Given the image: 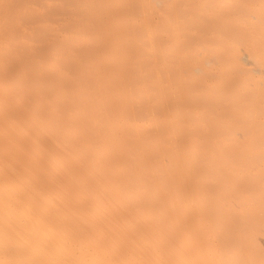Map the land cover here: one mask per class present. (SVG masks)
<instances>
[{"label":"bare ground","instance_id":"bare-ground-1","mask_svg":"<svg viewBox=\"0 0 264 264\" xmlns=\"http://www.w3.org/2000/svg\"><path fill=\"white\" fill-rule=\"evenodd\" d=\"M0 264H264V0H0Z\"/></svg>","mask_w":264,"mask_h":264}]
</instances>
